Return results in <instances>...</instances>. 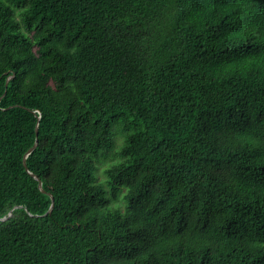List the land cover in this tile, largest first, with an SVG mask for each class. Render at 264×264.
<instances>
[{
    "label": "trees",
    "instance_id": "1",
    "mask_svg": "<svg viewBox=\"0 0 264 264\" xmlns=\"http://www.w3.org/2000/svg\"><path fill=\"white\" fill-rule=\"evenodd\" d=\"M11 210L0 264H264V0H0Z\"/></svg>",
    "mask_w": 264,
    "mask_h": 264
},
{
    "label": "water",
    "instance_id": "2",
    "mask_svg": "<svg viewBox=\"0 0 264 264\" xmlns=\"http://www.w3.org/2000/svg\"><path fill=\"white\" fill-rule=\"evenodd\" d=\"M11 78H12V76L9 77L8 80L11 79ZM5 86H7V82H6ZM32 113H33V115H35L36 118H37V122H36V125H35V136H36V139H35V142H34L33 146H32V147H31V148L25 153V155L23 156L22 163H23V166H24L26 172H27L32 178H34V179L38 182V189H39V191H40L42 194H47V193L42 189V185H41V182L39 181V179H38L35 175H33L32 173H30V172L27 170V167H26V159H27V157H28V156H29V155H30V154L36 149V147H37V145H38L37 136H38V126H39V119H40V116H39L36 112H32ZM48 196H50V198H51V206H50V208H49L48 214H51V211H52V209H53V198H52L51 195H48ZM16 208H19V207H15L14 209H16ZM14 209H13V210H14ZM13 210H11V211L9 212V214L7 215V217H4V218L0 219V222H4V221H6L7 219H9L10 217H12V212H13Z\"/></svg>",
    "mask_w": 264,
    "mask_h": 264
},
{
    "label": "rangeland",
    "instance_id": "3",
    "mask_svg": "<svg viewBox=\"0 0 264 264\" xmlns=\"http://www.w3.org/2000/svg\"><path fill=\"white\" fill-rule=\"evenodd\" d=\"M118 146V145H117ZM115 161V159H113L112 161H109L108 163H105V164H102V165H99L98 169H97V172H96V175H97V180L99 182H105V176H104V169L106 167H108L111 163H113ZM119 196V195H118ZM121 198V196H119ZM110 207L112 208H119V205L118 204H114V205H110ZM123 206H121L122 208Z\"/></svg>",
    "mask_w": 264,
    "mask_h": 264
}]
</instances>
